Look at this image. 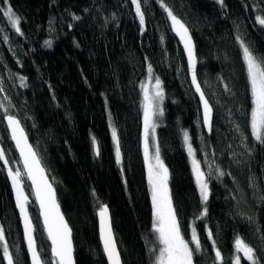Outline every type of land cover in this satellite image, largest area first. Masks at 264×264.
<instances>
[{"label": "trees", "instance_id": "1", "mask_svg": "<svg viewBox=\"0 0 264 264\" xmlns=\"http://www.w3.org/2000/svg\"><path fill=\"white\" fill-rule=\"evenodd\" d=\"M163 2L195 43L197 80L212 107L211 132L186 52L160 0H141L144 25L132 0H0V147L9 160V165L0 160V223L19 264L30 263L7 167L23 168L6 115L19 118L53 180L73 230L76 264H107L98 235V203L110 209L123 264H154L150 248L159 244L143 155L141 89L149 64L165 92L157 134L181 232L191 241L195 227L201 242L195 264H218L209 229L224 264H234L237 236L256 249L264 264V143L251 131L252 100L240 44L264 57V26L257 21L264 17V0ZM9 5L21 19L23 35L3 15ZM113 127L122 164L115 156ZM184 131L202 169L207 174L211 168L206 205ZM23 180L38 247L52 264L31 187L26 176ZM204 207L207 215L198 218ZM0 264H7L2 249Z\"/></svg>", "mask_w": 264, "mask_h": 264}, {"label": "snow or ice", "instance_id": "2", "mask_svg": "<svg viewBox=\"0 0 264 264\" xmlns=\"http://www.w3.org/2000/svg\"><path fill=\"white\" fill-rule=\"evenodd\" d=\"M160 2L171 19L173 30L183 42L191 68L192 83L195 85L196 91L200 94V99L203 102V120L209 132H211L212 107L205 98L201 85L197 80L196 67L198 58L195 43L189 28L184 22L173 14L172 10L164 4L163 0H160ZM220 2L223 3V0H220ZM132 3L135 6L140 24L144 25L145 16L142 11L141 0H132ZM3 15L7 17L15 31L23 35L20 28L21 19L14 13L10 5L3 10ZM257 21L261 26H264V17L257 16ZM45 43L51 46V41H46ZM240 44L243 49V60L246 65L252 100L250 113L251 131L255 140L264 143V57H257L242 40ZM147 73L146 81L141 84L143 92V155L147 166V183L150 186L151 192L153 209L152 231L155 233L159 244L158 249L150 248V251L156 253L154 264H195L194 255L201 250L200 238L195 227L192 228L191 241L185 239L181 232L180 221L170 188L171 173L161 157L160 147L155 138V130L159 126L155 118L158 115L163 116L162 105L165 99L163 82L158 76L153 75L151 64L148 65ZM20 80L21 84L26 87L27 85L24 83L25 78L21 77ZM225 88L227 89V86ZM0 91H2V88H0ZM5 111L7 110L5 109ZM6 119L7 126L11 130V139L19 150L24 169V171H21L19 168L13 170L11 166H8L7 174L11 179L16 206L23 221L24 237L28 253L30 254L31 264H48V262L42 258L38 247L35 235L36 225L33 223V218L29 211V193L25 191L23 180L25 176L31 181L30 187L42 216L43 228L48 240L51 242L52 264H75L72 229L60 209L53 182L49 180L37 152L28 143L27 134L21 126L20 121L13 115H7ZM183 136L187 144L188 154L191 157L195 183L198 187L201 200L206 205L210 196L208 178L211 174V168H209V172L206 174L202 169L201 161L196 158L195 149L191 145L188 132L184 131ZM112 137L115 142L117 163L122 164L120 141L115 127L112 128ZM93 143L95 145V153L98 156L99 146L95 138H93ZM0 160L5 165H9V160L2 147H0ZM217 171L220 177L225 175L223 171L219 169ZM97 215L99 217L100 239L109 264H122L108 205L98 203ZM206 215L207 207H204L198 218H203ZM207 235L212 240L215 251V262L224 264V257L221 250L216 247V241L213 239L211 229L207 231ZM0 249H2L3 259L7 264H19L18 259L10 251L6 231L2 224H0ZM234 249L236 253L234 264H241V254L249 264H261L256 249L242 237H236Z\"/></svg>", "mask_w": 264, "mask_h": 264}, {"label": "water", "instance_id": "3", "mask_svg": "<svg viewBox=\"0 0 264 264\" xmlns=\"http://www.w3.org/2000/svg\"><path fill=\"white\" fill-rule=\"evenodd\" d=\"M6 117H7V115L4 117V123H5V126H6V128H7L8 134H9L10 139H11V130H10V129L8 128V126H7V119H6ZM15 117H16V116H15ZM16 119L19 120V118H17V117H16ZM19 121H20V120H19ZM20 124H21V126L23 127L25 133L27 134V131L25 130V128H24L23 124L21 123V121H20ZM206 128L208 129L207 126H206ZM27 137H28V143L31 144L32 147H33V149L36 151L35 147L33 146V144L31 143V141H30V139H29L28 134H27ZM11 142H12V144H13V146H14V148H15L17 154H18L19 160H20L21 165H22V168H23V164H22V160H21V157H20L19 150L16 148V146H15V142H14L12 139H11ZM36 152H37V151H36ZM37 154H38V152H37ZM38 156H39V154H38ZM39 157H40V156H39ZM40 160H41V158H40ZM41 164H42V166L45 168V166H44L42 160H41ZM45 170H46V174H47L49 180L53 182V180L51 179V177H50V175H49V172L47 171L46 168H45ZM23 171H24V169H23ZM26 178H27V177H26ZM27 180H28V179H27ZM28 183H29V185H31V181H30V180H28ZM53 187L55 188L54 184H53ZM31 190H32V188H31ZM56 196H57V192H56ZM33 197H34V200H35V196H34V195H33ZM57 200H58V196H57ZM58 202H59V201H58ZM35 203H36V201H35ZM36 205H37V209H38V212H39V216H40L41 224H42V227H43L42 216L40 215V210H39V207H38V204H37V203H36ZM108 208H109V207H108ZM60 209H61V211H62V213H63V210H62V208H61V205H60ZM109 210H110V209H109ZM63 214H64V213H63ZM110 215H111V212H110ZM64 217H65V219L67 220L65 214H64ZM111 219H112V216H111ZM97 221H98V235H99V239H100V232H99V217H98V215H97ZM67 222H68V220H67ZM68 224H69V222H68ZM69 226H70V224H69ZM112 226H113V221H112ZM70 227H71V226H70ZM43 229H44V228H43ZM71 229H72V228H71ZM113 231H114V227H113ZM44 232H45V231H44ZM114 233H115V231H114ZM45 235H46V238H47V234H46V232H45ZM115 238H116V235H115ZM72 239H73V230H72ZM47 240H48V238H47ZM116 241H117V239H116ZM24 242H25V248H26V251H27L28 260H29V263L31 264L30 254L28 253V250H27V245H26L25 237H24ZM48 243H49V245H50V247H51V242H50V240H48ZM100 243H101V247H102V250H103V246H102V241H101V239H100ZM73 245H74V240H73ZM117 246H118V242H117ZM74 249H75V246H74ZM118 249H119V246H118ZM119 252H120V249H119ZM50 253H51V251H50ZM103 253H104V251H103ZM120 255H121V252H120ZM51 256H52V254H51ZM104 256H105V259H106L107 264H109V261H108L107 256H106L105 253H104ZM74 257H75V252H74ZM121 260H122V256H121ZM75 264H76V259H75ZM122 264H123V260H122Z\"/></svg>", "mask_w": 264, "mask_h": 264}, {"label": "rangeland", "instance_id": "4", "mask_svg": "<svg viewBox=\"0 0 264 264\" xmlns=\"http://www.w3.org/2000/svg\"><path fill=\"white\" fill-rule=\"evenodd\" d=\"M216 1H219L220 2V0H216ZM169 17V16H168ZM169 20H170V24H171V27H172V22H171V19H170V17H169ZM172 29H173V27H172ZM174 31V30H173ZM175 32V31H174ZM175 34H176V32H175ZM177 35V34H176ZM178 36V35H177ZM178 38H179V40H180V37L178 36ZM180 42H181V44H182V46H183V42L180 40ZM183 48H184V46H183ZM185 50V49H184ZM186 52V51H185ZM186 55H187V53H186ZM188 58V57H187ZM189 68H190V66H189ZM190 70H191V68H190ZM192 74V73H191ZM161 116H157L155 119H156V123L159 125V123H158V119L160 118ZM157 130H158V127L156 128V130H155V138H156V142H158V134H157ZM150 143H151V141H150ZM158 144H159V142H158ZM185 145H186V150H187V144L185 143ZM187 153H188V150H187ZM188 156H189V154H188ZM196 158H197V156H196ZM189 159H190V162H191V157L189 156ZM198 159V158H197ZM199 160V159H198ZM191 168H192V164H191ZM192 174H193V171H192ZM193 177H194V174H193ZM194 179H195V177H194ZM150 187V186H149ZM1 224V223H0ZM241 258H243V256H242V254H241ZM241 261H242V259H241Z\"/></svg>", "mask_w": 264, "mask_h": 264}]
</instances>
